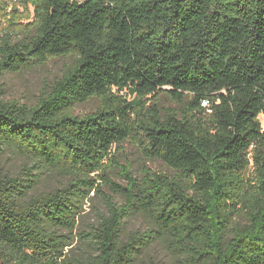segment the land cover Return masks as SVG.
<instances>
[{"label":"trees","instance_id":"trees-1","mask_svg":"<svg viewBox=\"0 0 264 264\" xmlns=\"http://www.w3.org/2000/svg\"><path fill=\"white\" fill-rule=\"evenodd\" d=\"M4 16L0 156L27 163L0 174V264H136L158 242L185 264H264V0H0ZM60 58L34 104L2 100L5 75ZM126 143L170 172L135 176ZM42 165L69 183L31 195Z\"/></svg>","mask_w":264,"mask_h":264},{"label":"rangeland","instance_id":"rangeland-1","mask_svg":"<svg viewBox=\"0 0 264 264\" xmlns=\"http://www.w3.org/2000/svg\"><path fill=\"white\" fill-rule=\"evenodd\" d=\"M20 22L23 24L31 21L25 15L20 18ZM12 18H0V45L1 40L4 38L5 33L9 31L12 22L17 20H12ZM71 59H56L44 66H36L26 72L19 74H8L2 78L3 89L5 95L2 100L5 101H17L22 104H34L39 98L42 90L48 85L53 83L56 79L60 78L68 64H71ZM160 104L164 107L177 108L178 105L171 101L166 95H160ZM101 103L98 100H92L91 102L79 106L75 110V114L84 116L88 113H93L99 108ZM260 122L264 130V115L260 116ZM113 155H116L117 160H119L121 165H126L132 162V171L135 176L140 175L144 169L150 168L152 171L168 173L170 170L161 162L148 161L143 154L139 151L137 147L130 143H126L122 148L114 147ZM27 162L23 161L21 157H15L11 151H7L4 155L0 156V174H14L22 170V167ZM112 179L122 185L126 186L127 182L122 176V170L120 168H112ZM35 174L39 175L38 183L35 188L31 191V195L47 194L65 187L69 183L67 175L56 171L53 169L45 168L43 165L35 170ZM101 182V181H100ZM95 193H92L94 197ZM104 211L103 204L99 198L95 199L93 204L89 203L85 206L86 219L88 224H96L97 217L96 212ZM151 222L150 218L144 214H139L132 216L127 219L123 239L128 238V236L136 231L141 230L146 231L148 224ZM78 235V234H77ZM81 245V241L77 239L76 248L77 251H87L89 247L81 246V251L78 247ZM149 258H153L156 261H160L161 264H185L183 258H181L177 253L172 252L168 245L165 243L154 244L146 253L143 255L142 260H138L136 264H143Z\"/></svg>","mask_w":264,"mask_h":264}]
</instances>
